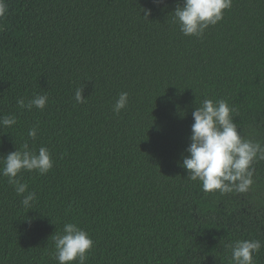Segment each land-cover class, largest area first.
<instances>
[{
    "label": "trees",
    "instance_id": "obj_1",
    "mask_svg": "<svg viewBox=\"0 0 264 264\" xmlns=\"http://www.w3.org/2000/svg\"><path fill=\"white\" fill-rule=\"evenodd\" d=\"M4 3L0 118L17 122L0 127V160L27 144L53 167L19 175L30 208L0 175V264H58L50 237L66 223L93 240L87 264H230L237 240L261 241L264 264V160L243 193L205 192L182 167L205 98L226 101L240 135L264 145V0H231L200 37L174 22L183 0ZM35 95L44 110L19 107Z\"/></svg>",
    "mask_w": 264,
    "mask_h": 264
},
{
    "label": "clouds",
    "instance_id": "obj_2",
    "mask_svg": "<svg viewBox=\"0 0 264 264\" xmlns=\"http://www.w3.org/2000/svg\"><path fill=\"white\" fill-rule=\"evenodd\" d=\"M231 7V0H183L174 12V22L183 35L200 37L209 26H214L223 19L225 10ZM7 13L4 0H0V18ZM77 103L85 98L82 90L75 93ZM48 102L47 95H35L27 103L24 99L17 101L22 109L33 107L44 110ZM128 104V93L122 92L113 106L119 114ZM233 109L226 101L203 99L201 106L192 112L194 123L191 126L190 144L183 157L182 167L192 181L199 180L205 192H246L252 185L251 165L254 161L264 160V145L244 139L234 122ZM14 116L0 118V127H12L16 124ZM37 127L29 130V137L35 139ZM23 151L16 150L2 157L0 175L14 186L25 208L32 207L37 196L29 192L26 183L18 178L24 172H37L46 175L53 167L51 154L46 147H40L38 153L23 146ZM27 193V195H24ZM55 246V259L58 264H87L88 254L93 247V240L87 232L73 223H66L62 233L50 237ZM230 264H254V255L262 248L259 240H237L230 245Z\"/></svg>",
    "mask_w": 264,
    "mask_h": 264
}]
</instances>
